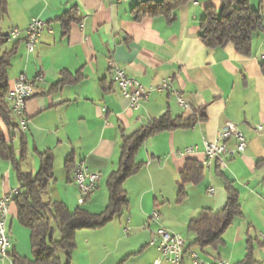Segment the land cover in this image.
Returning a JSON list of instances; mask_svg holds the SVG:
<instances>
[{
  "label": "crops",
  "instance_id": "0c3cea01",
  "mask_svg": "<svg viewBox=\"0 0 264 264\" xmlns=\"http://www.w3.org/2000/svg\"><path fill=\"white\" fill-rule=\"evenodd\" d=\"M147 1L163 0H121L115 4L104 0H8V15L1 24L3 34L14 28L25 30L35 18L47 24L34 53L28 52L24 36L3 49L17 48L8 72L11 86L21 74L30 79L39 74L45 77L27 101L26 130H18L8 144L20 156V140L24 139L27 158L22 169L32 174L41 168L39 154H53V177L43 195L45 203L61 202L71 210L82 208L99 214L109 202L107 179L118 167L123 135L130 136L166 114L184 120L197 117L199 121L191 129L160 133L145 142L137 156L143 167L124 185L129 206L104 228L78 231L77 248L69 255L71 263L120 264L126 260L125 264H153L159 258L157 248L149 245L151 231L157 226L150 221L155 211L160 215V226L182 235L188 248L195 240L188 232L189 222L203 209L220 211L226 206L225 182L229 181L240 194L242 216L234 220L218 249L191 251L199 252L208 264H240L252 247L254 262L261 264L264 33L255 36L250 57L240 55L233 45L208 49L200 38L206 10H220L230 0H192L177 10L171 23L163 16L136 21L131 10ZM250 2L264 15V0ZM73 8L80 21L73 22L65 34L60 19ZM110 61L146 87L173 77L174 88L184 94L191 110H183L166 91L153 94L134 111L112 81ZM64 74L81 80L57 87ZM13 119L18 123L15 114ZM228 122L244 133L246 152L231 160L225 170L215 161L202 168L203 140H215ZM194 146L198 148L194 155H177ZM68 161L82 162L102 177L84 204L79 203L74 182L75 164L68 168ZM190 163L203 170V178L185 186L186 198L179 203L180 177ZM26 165L29 168L25 169ZM19 187L11 162L0 158V196ZM210 189L214 190L212 195ZM17 215L13 203L8 222L12 249L5 264H13L14 254L32 259L30 231L21 229ZM67 259L65 255V262ZM184 264H192L188 255Z\"/></svg>",
  "mask_w": 264,
  "mask_h": 264
},
{
  "label": "trees",
  "instance_id": "16d2710c",
  "mask_svg": "<svg viewBox=\"0 0 264 264\" xmlns=\"http://www.w3.org/2000/svg\"><path fill=\"white\" fill-rule=\"evenodd\" d=\"M190 1L192 0L142 2L136 5L131 13L136 21L163 16L171 23L176 17L177 10ZM7 15L8 0H0V158L11 162L20 185L19 194L14 200L18 211L17 221L30 231L32 249V259L14 254L13 264H72L69 255L77 248L78 231L104 228L129 206L128 193L124 185L143 167V164L137 161V156L145 142L160 133L191 129L199 119L197 117L189 120L174 119L166 114L153 119L148 125L130 136L123 135L118 167L107 179L109 202L102 213L93 214L82 208L71 210L61 202L45 203L43 195L47 192L48 182L53 177V154L50 151L39 154L42 161L41 168L36 174H32L22 169V163L27 158V145L24 139L20 140V156H16L14 148L8 144L20 127L13 119L14 114L6 102L11 90L8 72L17 55V48L3 51L8 41L6 34L1 31V24ZM78 21L80 19L75 8L67 12L60 19L65 34L69 32L70 25ZM263 33L264 15L262 12L252 8L250 0H230L220 10L213 8L206 10L201 22L200 38L208 49L233 45L240 55L250 57L253 53L255 36ZM63 76L57 87L74 84L81 80L79 76L72 77L67 74ZM102 85L104 89H107L104 81ZM72 164L75 163L68 161L66 165L70 168ZM202 178L203 170L195 163L188 164L179 181V203L186 198L185 186L189 183L197 184ZM225 188L228 199L222 210L203 209L196 218L189 222L187 229L195 236V240L188 247V251H191V248L218 249L223 244V237L234 220L242 216L239 192L229 181L225 182ZM51 219L59 223L60 238L58 240L54 238ZM61 252L68 257L65 263L59 256ZM125 261L120 264H125ZM240 264H256L252 247L249 248L248 255Z\"/></svg>",
  "mask_w": 264,
  "mask_h": 264
},
{
  "label": "built area",
  "instance_id": "2783aa9c",
  "mask_svg": "<svg viewBox=\"0 0 264 264\" xmlns=\"http://www.w3.org/2000/svg\"><path fill=\"white\" fill-rule=\"evenodd\" d=\"M110 4L120 3L121 0H104ZM47 30L45 21L35 18L25 30L14 28L6 34L8 42H16L25 37L26 47L29 53H34L44 32ZM112 81L117 84L121 96L129 102L134 111L141 109L142 105L155 93L170 92L178 105L183 110H191V106L186 101L184 94L174 88V78L164 79L160 84L146 87L136 78L128 76L115 62H109ZM45 81V77L39 74L34 79H30L26 74H21L11 86L6 102L11 110H14L18 117V124L21 131L27 128V120L24 117L26 104L35 95L37 83ZM260 127L258 128V130ZM205 160L200 163L202 168L210 167L215 161L220 170L228 168L231 160L244 155L247 149V140L244 133L238 126L228 122L220 130L215 140H203ZM197 147H189L177 152L180 157L192 156L197 152ZM75 184L78 187L79 203L84 204L86 200L96 191L98 183L101 181L99 173L91 172L84 163L78 162L74 165ZM214 190L210 189L209 194ZM15 194H19V189H11L0 196V262L5 264L10 259L12 249L11 238L8 233V222L10 218L11 205L14 203ZM150 221L156 228L151 231L149 245L157 248L159 258L153 264H184L188 255L192 264H208L199 252L188 251L186 239L176 233H171L160 226V215L153 212ZM128 231V229H127ZM264 241V233L260 234ZM216 264H229L227 261H219ZM261 264H264V260Z\"/></svg>",
  "mask_w": 264,
  "mask_h": 264
},
{
  "label": "rangeland",
  "instance_id": "374dc122",
  "mask_svg": "<svg viewBox=\"0 0 264 264\" xmlns=\"http://www.w3.org/2000/svg\"><path fill=\"white\" fill-rule=\"evenodd\" d=\"M30 165V164H29ZM29 168V166L27 167V165L25 166V169ZM51 223H52V227L54 229V238L55 240H58L60 238V231H59V223H57L55 220L51 219ZM23 231H26V233H29V230L25 227L22 226L21 228ZM30 237H31V233L29 235V243H30V247H31V240H30ZM65 253L61 252L59 254L61 260L63 262H65Z\"/></svg>",
  "mask_w": 264,
  "mask_h": 264
},
{
  "label": "bare ground",
  "instance_id": "6f19581e",
  "mask_svg": "<svg viewBox=\"0 0 264 264\" xmlns=\"http://www.w3.org/2000/svg\"><path fill=\"white\" fill-rule=\"evenodd\" d=\"M7 99V98H6ZM12 112L15 114L14 110H12ZM73 176H74V180H75V170L73 171ZM18 194H15V198Z\"/></svg>",
  "mask_w": 264,
  "mask_h": 264
}]
</instances>
